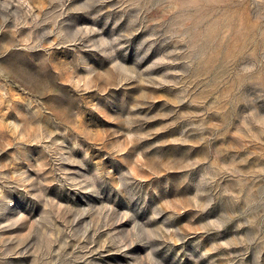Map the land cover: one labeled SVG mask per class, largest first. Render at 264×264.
<instances>
[{
	"label": "rangeland",
	"instance_id": "obj_1",
	"mask_svg": "<svg viewBox=\"0 0 264 264\" xmlns=\"http://www.w3.org/2000/svg\"><path fill=\"white\" fill-rule=\"evenodd\" d=\"M0 264H264V0H0Z\"/></svg>",
	"mask_w": 264,
	"mask_h": 264
}]
</instances>
